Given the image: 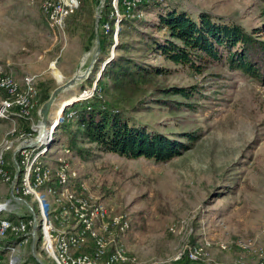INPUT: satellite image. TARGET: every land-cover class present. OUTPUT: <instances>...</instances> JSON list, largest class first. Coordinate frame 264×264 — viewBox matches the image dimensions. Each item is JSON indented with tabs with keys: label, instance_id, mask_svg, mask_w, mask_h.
<instances>
[{
	"label": "rangeland",
	"instance_id": "374dc122",
	"mask_svg": "<svg viewBox=\"0 0 264 264\" xmlns=\"http://www.w3.org/2000/svg\"><path fill=\"white\" fill-rule=\"evenodd\" d=\"M67 1L0 0V208L14 209L0 210V222L14 225L0 241V264H75L71 250L78 260L96 264H108L110 257L113 264H177L185 251L204 264H264V86L221 63L197 73L150 53L135 30L159 39L165 31L153 27L156 7L134 10L139 1L126 7L127 0H112L114 44L102 63L105 0H82L80 6L71 0L70 7ZM162 4L194 19L207 13L264 40L259 0ZM122 19L129 21L121 26ZM119 44H129L138 62L169 70L139 86L145 103L131 114V123L170 139L195 136L187 151L168 162L127 160L79 145L92 152L82 157L61 136L53 140L66 105L99 87L113 94L111 80L98 83V69L120 53ZM75 75L84 76L54 102L45 131L39 109ZM172 87L195 91L190 99L161 94ZM137 91L131 92L135 98ZM12 196L27 212L12 207ZM51 232L61 244L46 240Z\"/></svg>",
	"mask_w": 264,
	"mask_h": 264
},
{
	"label": "trees",
	"instance_id": "16d2710c",
	"mask_svg": "<svg viewBox=\"0 0 264 264\" xmlns=\"http://www.w3.org/2000/svg\"><path fill=\"white\" fill-rule=\"evenodd\" d=\"M259 1L264 3V0ZM162 2L139 0V3H135L138 5L134 10L138 12L156 7L157 23L153 27L165 31V36L159 39L133 28L143 40L146 50L174 66L186 67L197 73L208 64L221 63L230 71L239 72L264 86V40L258 38L255 32L247 33L238 25L221 23L207 13H199L194 19L185 11L173 7L161 8ZM81 3L82 0H79V6ZM100 19L99 24L108 28L103 34L100 48L103 57L100 60L103 63L114 44L116 14L112 0H105V11ZM128 21L122 19L120 25ZM130 48L129 44L117 45L120 53L101 70L98 83L111 80L113 94L104 95L99 87L100 92L66 107L63 111L64 121L57 125L53 140L58 141L56 137L61 136L62 140H67V149L82 157L95 151L114 153L127 160L143 157L156 163H165L187 151L188 145L195 141V136L187 135L185 142H180L151 131L144 125L131 123V114L138 112L145 103V96L142 97V92L139 94V86L147 84L154 76L168 75L169 70L138 62L130 56ZM137 88L135 98L131 92ZM160 91L161 94L190 99L195 88L172 87ZM161 101L168 105L174 104L170 100ZM69 112L74 116L67 121L65 117ZM79 145H86L92 150H83ZM21 176L22 170H19L17 182ZM177 264L204 263L191 261L185 251Z\"/></svg>",
	"mask_w": 264,
	"mask_h": 264
},
{
	"label": "water",
	"instance_id": "95a60500",
	"mask_svg": "<svg viewBox=\"0 0 264 264\" xmlns=\"http://www.w3.org/2000/svg\"><path fill=\"white\" fill-rule=\"evenodd\" d=\"M98 17H99V15L96 14V17H95V18H96V24H97V22H98ZM107 62H108V61H106V62L102 65V67H101V69H100V71H99V74L101 73V70L103 69V66H104ZM89 69H90V67L87 69V71H86L85 74L88 73ZM85 74H84V75H85ZM84 75H75V76H73L71 79H69L66 83H64V84L61 85L60 87L56 88V89L54 90V92L51 94V96L49 97V99L43 104L42 108L39 109V116H42V124H43V126H44V128H45V131H46V127H45V125H46V121L48 120V117H50L49 111H50V109H51L52 107H54V102L58 99V97H60V95H61L62 92L67 91L71 86H73L77 81H79ZM90 91H91V93H90V96H91V95H92V92L94 91V85H93V87L90 89ZM85 98H86V97H84V98H78L77 100L73 101L72 103L66 105L65 108L68 107V106H71L73 103L78 102V101H80V100H83V99H85ZM65 108H64V109H65ZM54 128H55V125L52 127L51 132H52V130H53Z\"/></svg>",
	"mask_w": 264,
	"mask_h": 264
},
{
	"label": "built area",
	"instance_id": "2783aa9c",
	"mask_svg": "<svg viewBox=\"0 0 264 264\" xmlns=\"http://www.w3.org/2000/svg\"><path fill=\"white\" fill-rule=\"evenodd\" d=\"M139 0H127L125 2V6L126 7H131L135 2H137ZM71 4H74L71 0L67 1V7H70ZM105 26V25H104ZM103 26V27H104ZM18 114H24V112H21V113H18ZM36 127V126H34ZM24 145V144H23ZM18 153H22L21 152V146L20 148L16 151V159H17V156H18ZM13 173H14V166H13ZM12 182H13V174H12V177H11V185H12ZM12 194V192H11ZM15 204V206H14ZM12 207H14L15 209H17V211H26L25 208L23 207H20L16 202H15V198L12 196ZM27 212V211H26ZM29 223L31 224V220H30V217H29ZM28 235V239H29V242H31V237H30V233L27 234ZM46 240L50 241V242H54L55 244H61V241H59L54 235L53 233H48L46 235ZM33 253H34V248H33ZM94 253V255L96 256V254H98V252H92ZM34 256L36 257L35 253H34ZM107 256L108 254H106V262L107 263ZM70 257H71V261L75 262L76 264H95V263H89L88 261H79L78 260V255L74 254L73 251L71 250V253H70Z\"/></svg>",
	"mask_w": 264,
	"mask_h": 264
},
{
	"label": "bare ground",
	"instance_id": "6f19581e",
	"mask_svg": "<svg viewBox=\"0 0 264 264\" xmlns=\"http://www.w3.org/2000/svg\"><path fill=\"white\" fill-rule=\"evenodd\" d=\"M55 11L57 12V13H59V12H62L61 10H60V8H59V6H57V8L55 9ZM106 26V25H105ZM104 26V27H105ZM2 86L5 88V89H7L9 92H12V86H11V84H9L8 82H2ZM65 108V107H64ZM63 108V109H64ZM63 111V110H62ZM21 152H22V146H21ZM18 155H19V153H18ZM17 160H18V156H17ZM13 182H14V173H13ZM13 182H12V195H13V189L16 187H14L13 188ZM15 185V184H14ZM14 197V196H13ZM15 198V197H14ZM16 202V201H15ZM20 207H21V205L20 204H18ZM24 208V207H23ZM1 209H3V210H5L6 212H11V213H13L14 214V209H10V208H6L5 206H3L2 205V208H0V210ZM18 214H16V216H17ZM17 217H21L20 215H18ZM30 220H31V226H32V218H31V216H30ZM12 227H14V225H13V223L12 222H10V221H7V222H0V241H2V239L4 238V234L7 232V230L8 229H10V228H12ZM16 234V233H15ZM55 236V235H54ZM30 237H31V242H32V234L30 233ZM56 237V236H55ZM57 238V237H56ZM16 239V238H15ZM14 239V240H15ZM58 239V238H57ZM65 248L64 249H66V246H64ZM73 251V250H72ZM79 261H88L89 263H95L96 264V262L93 260V259H91V258H88V257H83V258H81ZM62 263L63 264H67L66 263V261H63L62 260ZM105 263V262H104ZM76 264V263H75ZM108 264H113V258L112 257H110V258H108Z\"/></svg>",
	"mask_w": 264,
	"mask_h": 264
}]
</instances>
